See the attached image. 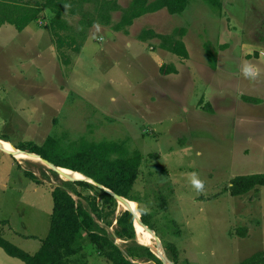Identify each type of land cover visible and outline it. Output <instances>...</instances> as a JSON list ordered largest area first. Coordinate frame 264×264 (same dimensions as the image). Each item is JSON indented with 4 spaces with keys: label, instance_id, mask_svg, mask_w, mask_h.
I'll use <instances>...</instances> for the list:
<instances>
[{
    "label": "rangeland",
    "instance_id": "rangeland-1",
    "mask_svg": "<svg viewBox=\"0 0 264 264\" xmlns=\"http://www.w3.org/2000/svg\"><path fill=\"white\" fill-rule=\"evenodd\" d=\"M114 1L122 8L131 2ZM219 2L221 7L189 0L182 14L164 9L119 32L113 26L122 13L115 12L109 26L96 22L85 39L76 36L79 53L70 39L60 47L49 10L23 32L2 26L0 139L14 149L42 145L51 136L63 144L82 137L125 142L145 157L134 194L150 213L168 260L172 250L164 244L174 246L178 264H261L264 187L242 196L228 189L238 176L264 173V0ZM62 16L73 29L62 35L79 31L80 14L65 7ZM181 28L183 38L176 34ZM146 31L181 38L189 58L166 51ZM165 65L178 73L162 75ZM5 151L0 149V233L33 255L49 235L53 187L67 188L79 201L75 192L85 191L65 183L82 178ZM122 210L117 201L96 230L115 233ZM84 237L81 257L106 264ZM116 243L141 254L149 248L143 237ZM152 255L136 262L164 264ZM6 261L24 264L0 250V264Z\"/></svg>",
    "mask_w": 264,
    "mask_h": 264
},
{
    "label": "trees",
    "instance_id": "trees-1",
    "mask_svg": "<svg viewBox=\"0 0 264 264\" xmlns=\"http://www.w3.org/2000/svg\"><path fill=\"white\" fill-rule=\"evenodd\" d=\"M205 1L215 7L222 6L219 0ZM87 4L93 5L92 11L84 10ZM188 5L189 0H131L127 8H122L114 0H41L35 4L23 0H0V29L4 25H12L17 31L23 32L30 24L43 19V13L49 10L53 14L49 27L60 47L66 39H70L73 44L77 43L75 50L79 53L82 45L77 42L76 36H80L81 40L85 39V31L93 27L96 22L109 26L112 14L115 12L122 13L121 21L113 26L114 30L119 32L132 26L135 20L144 15L164 9L171 15L182 14ZM65 7L69 9L71 15L82 16L80 29L78 32L75 31L74 35L64 36L61 33V31L73 30L63 19ZM145 34L161 39V44L166 51L182 59L189 58V52L181 38L162 36L152 31H146ZM176 34L183 38L186 30L178 29ZM208 59L211 68L215 70L216 56L209 51ZM177 73L174 66L165 65L161 68L162 75ZM2 140L8 142L6 139ZM15 148L24 153L36 154L56 167L80 173L93 180L98 186L83 180L66 182V186L85 191L75 192L79 201L74 199L72 191L65 187L54 186L50 231L47 238L42 241L40 249L33 255L28 254L7 241L0 233V249L4 250L8 256L19 259L24 264H90L81 255L84 249V235L90 239L88 241H91L90 243L95 247V252L106 258V264H139L136 261L153 256L147 246L143 248L146 253L141 254L135 248L124 251L116 243V239L134 241L136 235L137 239L141 237L137 229V222L142 225L139 220L140 214L143 224L156 233L155 226L150 221V213L138 207L141 202L134 194L145 160L139 151H131L125 142H94L82 137L63 144L60 139L52 136L48 137L42 145L27 142ZM25 174L29 175L27 172ZM101 187L110 190L112 194ZM258 187H264V173L238 176L232 180L228 190L232 196H242ZM116 195L132 203L140 213L137 214L138 219L135 222V216L125 211L117 220L118 230L115 233L106 231L100 233L96 230L101 229L97 221H104L109 212L114 213L117 206ZM129 207L132 211V206L129 205ZM164 245L167 250H172L169 253V259L174 264H178V253L173 251L174 246ZM261 264H264V261H261Z\"/></svg>",
    "mask_w": 264,
    "mask_h": 264
},
{
    "label": "bare ground",
    "instance_id": "bare-ground-1",
    "mask_svg": "<svg viewBox=\"0 0 264 264\" xmlns=\"http://www.w3.org/2000/svg\"><path fill=\"white\" fill-rule=\"evenodd\" d=\"M1 140V144H2V147L4 149H6L7 151H11L13 153H15V157L18 158V159H21V160H26V161H33V162H39V163H43L42 160L38 157H34V156H31V155H27L26 153H23V152H19V151H16L14 148H12L11 144L0 139ZM69 173L71 175H76L80 178H84L83 175H81L80 173H75L73 171H70V170H62V173ZM118 208L120 210H122V212H125L127 210H130V207H129V203H128V200L126 199H118ZM135 215V222L136 220L138 219L137 217V214H139V212L132 206V211ZM139 220H141V216H139ZM142 223V222H141ZM137 229L139 231V233L142 234V237L145 239L146 243L148 244V247L150 248H153L155 251H159V253H161V257L162 259L165 261V264H170L168 258L166 257V255L164 254L163 250H162V246L160 244V241L155 238L153 236V233L147 229V227H145L143 224L141 225L139 222H137ZM145 244V243H144Z\"/></svg>",
    "mask_w": 264,
    "mask_h": 264
},
{
    "label": "water",
    "instance_id": "water-1",
    "mask_svg": "<svg viewBox=\"0 0 264 264\" xmlns=\"http://www.w3.org/2000/svg\"><path fill=\"white\" fill-rule=\"evenodd\" d=\"M0 149L1 150H3V151H5L4 149H3V147H2V144H1V140H0ZM15 150L16 151H19V152H22V151H20V150H18V149H16L15 148ZM6 153H8V154H11V155H14L15 153H13V152H9V151H5ZM24 153V152H23ZM27 155H31V156H34V157H38V158H40L41 160H42V162L45 164V165H47L50 169H52V170H54V171H56V172H58L59 174H61L62 173V170H64L63 168H59V167H56V166H54L53 164H51V163H49L48 161H46V160H43L41 157H39V156H37L36 154H28V153H26ZM65 170H67V169H65ZM71 171V170H70ZM75 173H77V172H75ZM82 175V174H81ZM83 177L84 178H82V179H73V178H69L68 180L69 181H76V180H83V181H86V182H89V183H91V184H93V185H96V186H98V184H96L95 182H93V180H91V179H89L88 177H86V176H84L83 175ZM102 189H104V190H106L107 192H109V193H111L112 194V192L110 191V190H108V189H106V188H104V187H101ZM115 198H116V200L118 201V199H126V198H124V197H120V196H115ZM127 200V199H126ZM130 212V211H129ZM132 213V212H131ZM133 215H134V213H132ZM135 216V215H134ZM142 222V221H141ZM142 224H143V222H142ZM144 225V224H143ZM145 226V225H144ZM145 227H147V226H145ZM148 228V227H147ZM149 229V228H148ZM153 234H155V236H156V233L153 231V230H151V229H149ZM155 238H157L158 240H159V238L156 236ZM136 239H137V235H136ZM160 241V240H159ZM139 243V242H138ZM140 244V243H139ZM142 245V244H141ZM151 249V248H150ZM152 250V252L154 253V254H156L162 261H163V263L165 264V261L162 259V257H161V253H159V251H155V250H153V249H151ZM169 262H170V264H174L172 261H170L169 260Z\"/></svg>",
    "mask_w": 264,
    "mask_h": 264
},
{
    "label": "crops",
    "instance_id": "crops-1",
    "mask_svg": "<svg viewBox=\"0 0 264 264\" xmlns=\"http://www.w3.org/2000/svg\"><path fill=\"white\" fill-rule=\"evenodd\" d=\"M7 142V141H6ZM4 150H6V149H4ZM128 203H129V205H131V206H133L132 205V203L131 202H129L128 201ZM134 207V206H133ZM135 208V207H134ZM127 211H130V210H127ZM131 212V211H130ZM133 213V212H132ZM140 214V213H139ZM140 216H141V214H140ZM142 220V219H141ZM135 228H136V225H135ZM148 229V228H147ZM139 233V232H138ZM140 234V236L142 237V234L141 233H139ZM0 250H2V249H0ZM12 258V257H11ZM16 259V258H15ZM5 264H16V263H14L13 261L11 262V261H6L5 262Z\"/></svg>",
    "mask_w": 264,
    "mask_h": 264
},
{
    "label": "clouds",
    "instance_id": "clouds-1",
    "mask_svg": "<svg viewBox=\"0 0 264 264\" xmlns=\"http://www.w3.org/2000/svg\"><path fill=\"white\" fill-rule=\"evenodd\" d=\"M201 185L199 183H197V187H200Z\"/></svg>",
    "mask_w": 264,
    "mask_h": 264
}]
</instances>
